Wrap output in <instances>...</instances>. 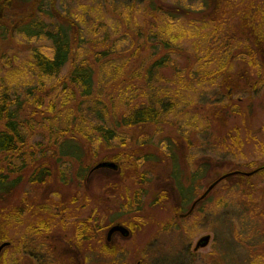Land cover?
Returning <instances> with one entry per match:
<instances>
[{
	"label": "rangeland",
	"instance_id": "rangeland-1",
	"mask_svg": "<svg viewBox=\"0 0 264 264\" xmlns=\"http://www.w3.org/2000/svg\"><path fill=\"white\" fill-rule=\"evenodd\" d=\"M94 1L55 3L58 12L70 13L76 28L88 30V39L89 26L73 16L78 11L91 23L97 9L91 7ZM101 1L107 24L116 27L117 35L129 39L123 50L109 57L125 69L115 88L108 87L102 96L110 118L114 112L122 116L126 109L116 99L120 92H126V96L136 93L138 103H148L154 88L169 89L178 104L159 123L118 128L112 146L100 144L94 148L84 134H78L57 145V154L52 152L56 147L46 124L60 111L64 113L62 107L57 104L59 111L51 113L49 109L43 111L42 106L33 113L34 107L26 105L19 119L30 121L25 122V132L29 146L35 149L23 180L9 194L0 192V222L5 224L1 230L10 242L1 252V264H39L40 255L37 258L25 248L39 245H45L43 252L53 264H264V70L258 69L248 54L244 29L251 12L250 17L264 33V0ZM130 2L142 8L129 15L123 6ZM151 2L156 9H151ZM50 4V0H31L16 6L13 12L19 14L17 20L23 17L33 21L37 7L50 11ZM217 4L221 26L216 37L207 42L212 50L204 49L202 38L197 42L199 47L193 40L184 39L169 48H162L154 38L161 8L171 10L181 20L177 29L181 30L202 26ZM44 19L49 25L53 23L48 15ZM8 25L11 28V23ZM207 30L202 29V37ZM226 43L233 45L229 60L222 54ZM48 45L45 40H27L23 32H0V77L7 61L16 65L36 47ZM86 46L97 79L100 70L95 53L100 46L92 40ZM167 54L166 64L149 77L150 82L146 80L148 68ZM71 67L69 64L58 77L37 87L38 92H50L45 101L52 97L55 101L61 91L52 89L53 83L72 89L68 79ZM124 81L125 86L131 84L135 89H120ZM18 82L28 84V79L23 77ZM109 94L114 95L113 105L108 101ZM77 98L70 107H75ZM79 113L86 114L88 125L94 121L87 117V105ZM75 118L79 119V114ZM3 127L0 123V129ZM40 142L48 152L37 146ZM128 153L133 157L127 158ZM114 155L118 156L115 160ZM105 160L119 163V171L90 172ZM135 161L139 162L138 172ZM8 162L0 161V172L9 176L7 185L20 173H12ZM40 163H46L53 176L46 184L30 183L28 178ZM17 165L14 161L13 166ZM79 169L84 177L79 176ZM232 172L239 174L224 177ZM128 174L131 177H126ZM196 200L199 202L191 208ZM186 213L191 215L180 217ZM85 221L92 225L91 239L82 242L78 236ZM117 224L127 227L130 234L117 232L109 241L108 231ZM206 235L211 237L210 243L196 248Z\"/></svg>",
	"mask_w": 264,
	"mask_h": 264
},
{
	"label": "trees",
	"instance_id": "trees-1",
	"mask_svg": "<svg viewBox=\"0 0 264 264\" xmlns=\"http://www.w3.org/2000/svg\"><path fill=\"white\" fill-rule=\"evenodd\" d=\"M30 1L31 0H0L1 34L5 35L9 30L14 33L23 32L27 40H45L50 43L46 48L36 47L27 58L16 63V65L13 62L7 61L5 65L6 68L3 69V73L0 77V123H4V127L0 129V158L3 157V160L9 161L8 167L12 173L20 172L17 177L8 183V185L6 184V181L9 176L3 174L2 171L0 172V192L3 195L9 194L11 190L17 187V185L23 180V173L29 166V158L34 154L33 151L35 148L29 146V143L27 142V132H25V122L27 120L19 119L20 112L22 109H25L26 105H32L34 107L32 109L33 113H36L42 108V106H47L46 109H44V107L42 108L43 111L49 109L51 113L56 110L59 111L57 109V104L62 107L64 113L61 114L60 111L52 121L46 124V127L51 134L50 137L53 139V146L56 147L57 145L65 144L70 140L69 138L76 137L78 134H84L88 142H93L94 148H99L100 144H106L107 146L113 145L112 141L118 137V128H130L147 123H159L164 114H168L174 110L176 104H178V101L173 97L169 89L159 88V90H157L154 88L153 94L151 93V96L148 95V103H138L136 101L138 99L136 93H129L132 96H126L124 95L126 92H120V94L116 96V99H119L121 104L125 105L124 107H126V109L122 113V116L114 112L112 115L113 118H110L109 107L102 96L108 87H111V89L115 88L113 87L114 84H117V82L123 78L125 69L122 67L123 65L113 64L114 62L109 57L123 50L124 43L129 42V39L126 37L127 35H117L114 31L116 27H113L112 25H110L111 29L109 28L110 26L107 24L108 22H106L107 15L104 12L105 7L101 0H95V5L91 6L94 10L97 8L96 15L93 16L91 23L86 21L84 17H82L83 15H79L78 11L73 16L74 19L79 20V22H84L89 26L90 38L88 39L85 37V32L88 30L82 29L81 26L76 28V22L70 21L71 16L69 12H58L55 3L57 0H50V7L54 11L56 10L57 13L53 12L51 8L50 11H46L43 10L42 7H37L38 12L35 14L36 20L29 21V19H23V17L19 18L20 20H17L19 14H15L13 9L16 6H23L24 3H29ZM35 2L36 0H34V3ZM133 4L134 2H130L123 6V8L126 9L125 13L132 15V11L140 10L142 8L140 5ZM149 6L151 9H156L153 2H151ZM84 7L88 9L87 5H84ZM219 9L220 5L217 4L213 10L214 13L211 12L209 16L202 21V26L200 24H195L190 26L189 29L182 28L181 30H177L178 27L182 25L181 20L178 19L171 10H162L161 8L163 13L158 17L159 22L156 23L158 29L154 31V38H157L159 41L158 43L162 45V48H169L173 43L184 39L193 40L196 47H199L197 42L202 38L205 45L204 49L212 50V47H209L207 42L211 41L212 36L216 37L219 27L221 26L218 16ZM250 14L251 12L248 13L249 17L245 20L246 25L244 28L247 33L248 54L250 55L253 64L256 65L258 69L264 70V33L259 30L256 19L254 20L251 18ZM44 15H48L51 20L53 19L51 25L45 21ZM30 16H28V18ZM59 19H64V22L61 23ZM10 23L11 28L8 25ZM104 27L105 32L103 31ZM207 27L208 32L202 37L201 31ZM91 40L95 43V46H100V50L95 53L97 58L96 62L99 63L100 70L97 73V79L95 78L96 72L94 67L91 62H89V59H87V55L89 54L86 51V45L87 42ZM232 47V44L226 43L225 49H222V54L228 60L233 56ZM167 59L168 54L156 59L148 68L146 80L150 82L149 77H151L159 68L164 66ZM69 64L72 65L70 73L68 72L69 82L73 85L72 89L69 90L65 85H63L64 87H60L58 84L53 83L52 89L58 90L61 88V91L57 92L55 101H52L53 97L49 101H45L46 97L50 95V92L48 90L38 92L37 87H42L49 79L58 77ZM18 73H20V75ZM23 77L28 79V82H26L28 84H21V82H18L19 79ZM179 79L184 81L182 75H180ZM119 86L120 89H124V91L133 87L131 84L125 86V81L120 83ZM181 86L185 87L186 85L181 82ZM151 87L153 89V86ZM78 95L79 99L77 98ZM76 98L78 99L77 104L75 107H70L71 101ZM108 101L111 102V104L116 102L113 94L108 95ZM84 105L88 106L89 113L87 114V117L89 116L94 120L89 125L88 119L85 118L86 114L79 113V110H81ZM76 113L79 114L80 120L75 118ZM113 119L114 121H112ZM74 121L76 122L75 126H73ZM27 122L29 123L30 121ZM30 130L31 127H29V134L31 133ZM97 133L98 136L96 135ZM93 135L96 136L93 137ZM37 144L39 148L42 147L45 149L43 152H48V150H46L47 148L42 145L43 142ZM52 152L57 154V147ZM59 154L61 155V153ZM116 157L118 156L114 155L113 159L115 160ZM126 157L130 159L133 157V154L128 153ZM146 158H148V156H146ZM36 159L37 158L34 160L36 161ZM3 160L0 159V161ZM14 161L18 163L17 166H13ZM103 162H113L116 164L117 168L101 167L98 169H106L113 172L119 171L120 169V164L116 161L105 160ZM138 164L139 162L135 161L134 168L137 172L140 170ZM95 166L90 171L91 173L98 170L94 169ZM82 169H79L78 172L79 176L84 177V171H82ZM52 176V169L46 163H40L28 179L30 183L46 184ZM126 177L131 176L128 174ZM138 194L136 196L137 200H139ZM130 197L133 198L132 196ZM129 201H131V199H129ZM132 205H134V201H131V206ZM20 214H22L21 211L18 215ZM90 220H92V218H90ZM84 223L85 224L78 236L82 242L91 239L92 225H90L88 221H85ZM41 224L46 226L43 222H41ZM2 227L5 229L3 221L0 222V244L8 239L7 235L3 234L1 230ZM32 229H34V227ZM25 248H28L26 251L27 253H30L37 258L40 255V258H38L39 264H53V261H50L49 255L44 254L47 252H43L45 245L31 248L26 246ZM106 249L108 248L106 247ZM2 257H4V252L0 255V264L2 262Z\"/></svg>",
	"mask_w": 264,
	"mask_h": 264
},
{
	"label": "water",
	"instance_id": "water-1",
	"mask_svg": "<svg viewBox=\"0 0 264 264\" xmlns=\"http://www.w3.org/2000/svg\"><path fill=\"white\" fill-rule=\"evenodd\" d=\"M101 167H110V168H114V169L117 168L116 164L113 163V162H102V163H99L98 165H96L94 169H98V168H101ZM236 173L238 174L239 172H232V173H230V174L225 175L224 177H227L228 175L236 174ZM250 174H252V173H247V175H250ZM224 177H222V178H224ZM220 179H221V178H220ZM218 181H219V180H218ZM216 183H217V182H215V183L210 187V190L214 187V185H215ZM204 196H205V195H204ZM204 196H203V197H204ZM193 206H195V204H194ZM191 210H192V209H191ZM117 232L121 233L123 236H128V235L130 234V230H129L127 227H125V226L122 225V224H117V225L112 226V227L109 229V231H108V236H107L108 240L110 241V240L112 239L113 235H114L115 233H117ZM210 239H211V237H210L209 235H206V236L202 237V238L199 240V242H198L196 248H201V247H205V246H207V245L210 243ZM8 244H9V243H3V244L0 246V254H1L2 249H3L5 246H7Z\"/></svg>",
	"mask_w": 264,
	"mask_h": 264
},
{
	"label": "flooded vegetation",
	"instance_id": "flooded-vegetation-1",
	"mask_svg": "<svg viewBox=\"0 0 264 264\" xmlns=\"http://www.w3.org/2000/svg\"><path fill=\"white\" fill-rule=\"evenodd\" d=\"M200 201H201V200H200ZM197 202H199V200H196V201L192 204V207H191V208H193V205H194V204H195V206H196V205H197ZM188 212H191V209H190ZM189 215H191V213H190V214L186 213V214L180 215V217H181V218H186V217H188Z\"/></svg>",
	"mask_w": 264,
	"mask_h": 264
},
{
	"label": "bare ground",
	"instance_id": "bare-ground-1",
	"mask_svg": "<svg viewBox=\"0 0 264 264\" xmlns=\"http://www.w3.org/2000/svg\"><path fill=\"white\" fill-rule=\"evenodd\" d=\"M3 243H9V244H10V242H6V241L3 242ZM3 243H2V244H3ZM2 244H1V245H2ZM9 244H8V245H9ZM1 245H0V246H1ZM8 245H7V246H8ZM7 246H5V247H7ZM5 247H4V248H5ZM4 248L2 249V251L4 250ZM2 251H1V252H2Z\"/></svg>",
	"mask_w": 264,
	"mask_h": 264
}]
</instances>
